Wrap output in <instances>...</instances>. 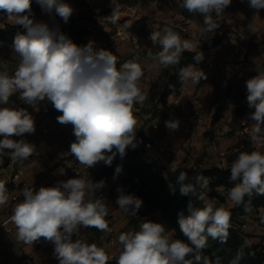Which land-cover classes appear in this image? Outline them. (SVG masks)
I'll return each instance as SVG.
<instances>
[{
  "label": "clouds",
  "instance_id": "1",
  "mask_svg": "<svg viewBox=\"0 0 264 264\" xmlns=\"http://www.w3.org/2000/svg\"><path fill=\"white\" fill-rule=\"evenodd\" d=\"M49 15L55 13L65 22L73 8L64 0H36ZM232 0H183L182 7L203 16L200 35L214 32L220 26V17ZM32 0H0V11L24 32H17L13 50L19 63L10 75L6 62H0V105H9L10 97L19 93L25 104L35 106L39 101L51 102L62 115L56 117L61 125H72L75 141L70 153L87 168L99 162L110 166L117 156L126 155L129 147L135 148L137 120L133 109L148 98L142 91L140 81L142 67L134 61L117 67V58L108 50L96 49L94 42L84 46L75 44L57 28L34 19ZM112 14L105 18L110 24L118 23L120 6L112 0ZM250 8L257 12L264 9V0H248ZM125 24V27H130ZM153 45H159L155 54L149 49L147 55L157 66L168 68L179 65L184 52H196L197 62L203 55L196 51V44L183 39L171 27L152 31L149 37ZM180 79L199 84L206 74L188 65L179 69ZM247 103L255 111L249 114L251 124L248 134L255 145H264V71L246 81ZM179 120L166 121L170 130L179 128ZM35 132V120L25 108L0 107V163L8 155L12 162H23L33 156L37 149L24 139ZM10 150L5 152V150ZM117 172L120 171L118 167ZM188 180L186 172H179L177 183L181 195H195L203 207L188 205L189 214L178 217L180 231L188 243L173 239L163 224L144 221L139 230L122 232V245L116 264H212L203 256L208 238L225 241L230 226V211L216 202L206 199L198 188H207L208 180L198 174ZM230 180L235 183L229 190L233 205L244 204L245 196H264V152L241 151L230 166ZM104 187V181L93 182L85 178H70L54 187L41 186L38 191L26 188L24 199L17 203L11 221L16 226V238L25 244H33L43 238L54 245V255L59 264H108L110 257L103 247L80 238V229L95 228L109 231L105 219L108 209L96 192ZM117 199L119 208L126 214L135 215L143 201L121 190ZM8 201L7 189L0 182V206ZM249 208L245 204V211ZM79 238L73 240V236ZM193 257L188 259V257ZM242 255L237 253L230 264H239ZM215 264H220L217 258Z\"/></svg>",
  "mask_w": 264,
  "mask_h": 264
},
{
  "label": "rangeland",
  "instance_id": "2",
  "mask_svg": "<svg viewBox=\"0 0 264 264\" xmlns=\"http://www.w3.org/2000/svg\"><path fill=\"white\" fill-rule=\"evenodd\" d=\"M73 1L79 3L80 6H84V11L79 12L77 19L82 18L93 21L92 24L84 23L85 27L94 29L97 34L101 32L100 30L105 23L94 19L96 15L94 9L97 6L101 7L111 15L113 11L112 0H64L68 4ZM166 1L167 3L164 0H131L132 5L128 6L118 0L120 19L116 24H106L112 29L115 26V28L124 30L127 33L128 27H125V24L131 25L134 19L146 18L142 26L143 33L137 35L136 38L134 37L136 44L133 45V53L128 52L124 59H121L117 64L119 68L124 62L134 61L142 67L144 75L140 85L148 98L143 104L134 105L137 114L147 115L146 119L151 120L154 116H163L164 111L172 110L175 104H178V88L164 101L160 100V95L173 66L168 68L159 67L147 55L149 49L154 54L160 50L159 45H153L150 41L151 32L161 30L165 26L171 27L183 39L193 41L196 44V51L203 55V59L198 62L197 68L202 70L207 78L201 79L197 87L190 91V97L192 100L197 101V110L202 119V125L200 126L202 132L197 135L196 142L199 143V138L203 140L205 145L204 143L198 145H201V147L206 146L210 150L207 157L212 158L210 164L204 168L231 166L232 161L241 151L251 152L257 150L264 152V145H255L251 142L248 134L251 124L254 123L249 119V114L254 112L255 109L250 108L247 103L246 81L252 78L253 75L242 70L238 72L231 70L227 61V57L232 55L236 59L249 61L256 65L261 64L264 58V24L260 25V21L258 22V14L249 7L246 1L239 0L238 4L228 6L224 10V14L219 18L220 26L214 32L202 36L199 32L200 28L204 26L202 15L187 11L181 6L182 2ZM31 7L36 21L44 22L50 28L59 26L57 19H62L60 16L55 13L49 15L42 8ZM71 17H75L74 14L69 19ZM7 21L9 20L7 19ZM58 29L60 32L62 31L61 28L58 27ZM126 40L130 41L129 39ZM214 40L215 42H223L222 51L214 54L216 56V72L207 69L204 64L206 51L213 45L204 50L202 49L207 42ZM261 71H264V68ZM223 96L225 100L221 105L220 99ZM207 195L209 196V194ZM210 197H216L220 202L225 201V195L220 192H214ZM230 207H232L231 212L234 218L242 220L233 212L235 205ZM250 214L248 220L253 219L258 224L264 218L262 209L255 211L254 208H251ZM259 214H262V216L256 217ZM248 220L246 223L250 224L251 222H248Z\"/></svg>",
  "mask_w": 264,
  "mask_h": 264
},
{
  "label": "crops",
  "instance_id": "3",
  "mask_svg": "<svg viewBox=\"0 0 264 264\" xmlns=\"http://www.w3.org/2000/svg\"><path fill=\"white\" fill-rule=\"evenodd\" d=\"M79 12L77 11L72 14L77 18ZM258 16L260 25L264 24L262 17L260 15ZM94 19L98 20L96 15ZM5 22L12 24L7 19ZM92 22L82 18L78 19V23L89 31V34L81 36L80 41H83L84 44L79 46H84L89 41H92L96 49H103V40L99 33L106 32L110 38L111 32L116 31L117 28L114 26V29H112L106 26V24H103L104 26L101 28V32L97 34L94 32V29L85 27L84 23L92 24ZM127 34L129 33L127 32ZM114 44L120 60L124 59L128 52L134 51L133 44L130 41L115 40ZM0 62H6V68L10 75L14 74L19 63V56L14 52L13 47L2 41H0ZM243 74L246 75L245 73ZM197 85L193 84L191 80L182 81L178 88V104H175L174 109L164 111L163 116L157 115L152 117L151 120H147V115L141 116V114H137L135 108L133 109L134 116L137 120V127L142 128L144 133L149 134L151 140L156 145V150L153 153V161L163 172L166 169H175L177 167L204 168L212 161L211 157H207L210 150L206 146L201 147V145H198L199 143H204L205 145V142L200 140V138L199 143L196 142L197 135L202 132L200 131L202 119L197 110V101L191 99L190 91H193ZM46 101H38L35 106H31L21 101L19 99V93H17L10 97L9 105H1L2 107L25 108L35 120V132L33 134H25L22 137L29 141V143L34 144L37 151L22 163L17 162L16 166L23 169V175L20 181L12 183L6 177H0V182H3L7 189L21 195V197H23V191L26 188H32L34 191H38L41 186H56L57 184L54 181L53 174L56 173L60 176H65L71 163L76 160L70 153V145L75 141L72 125H61L46 116L43 112V105ZM173 120H179L180 122L179 128L175 131L166 127V121ZM153 124H157L158 127L155 129L152 128ZM104 165L103 162H99L80 177L95 182L100 169ZM126 177L125 173L119 177H110L102 196L108 209V215L105 219L108 222L109 231H100L99 235L95 239H92L87 228L80 230L81 239L86 240L88 243H95L98 247H103L108 256L109 254L115 256V259L112 261L109 260L108 264H116L120 251L122 250V245L118 240L122 232L137 231L139 230V225L144 221L161 223L159 210L149 212L142 205L136 211L135 215H129L119 208L117 199L120 191L118 189L125 194L136 196V188L126 180ZM211 190V188H207L205 192L208 193ZM214 191L225 195L224 206H233L228 193L224 192L221 188H216ZM228 200L229 202H227ZM9 204V201H7L3 206H0V264H59V261L54 255V245L52 243L45 241L43 238L39 240V243L34 242L33 244H25L17 240V230L16 227H13L14 223L10 219L12 214L8 212ZM16 204L13 205L14 208ZM260 209L256 208L254 210L257 211ZM250 212L251 209L244 214L238 215V217L245 220L246 223ZM258 216L260 217L262 214L256 215V217ZM249 221L251 223H246L243 234L253 244L264 246V225L254 222L253 219H249ZM8 227L13 228L11 231H7ZM166 232L175 239L172 230L166 229ZM77 238L79 237L73 236V240Z\"/></svg>",
  "mask_w": 264,
  "mask_h": 264
},
{
  "label": "trees",
  "instance_id": "4",
  "mask_svg": "<svg viewBox=\"0 0 264 264\" xmlns=\"http://www.w3.org/2000/svg\"><path fill=\"white\" fill-rule=\"evenodd\" d=\"M120 3H124L131 6V0H119ZM166 3L167 1L164 0ZM183 2V0H180ZM179 2V3H180ZM36 7L35 5H31ZM79 19V18H78ZM78 19L71 17L65 22L63 19H57L58 27L62 29V33L68 36L75 44L79 45L81 36L89 34L83 25L78 23ZM145 17L136 19L130 27L127 28V32L130 37H137V35L143 33V24ZM89 20V19H87ZM19 25L5 23V27L0 29V41L13 45L14 37L17 32H24ZM103 40V49L110 51L116 58L117 64L120 61V57L115 49L114 40L109 38L106 32L99 33ZM220 41H209L203 46V50L208 48L210 45L215 46ZM84 44V43H83ZM195 52H184L179 65H173L172 72L168 77V80L160 95V100L164 101L174 90L180 87L182 80L179 76V69L188 65L197 66L198 62L195 60ZM225 97L220 99V104L223 105ZM0 107H2L0 105ZM43 112L46 116L57 122L56 117L62 115V113L56 111L52 106L51 102L46 101L43 105ZM135 148H129L126 150V155L120 157L118 155L110 166L104 165L97 177L95 182L104 181V187L96 192V196L102 199L103 193L110 177H119L122 174H126V180L136 188V197L140 198L143 203L142 205L147 211L159 210L161 214L160 221L166 229L172 230L175 239L184 240L188 243L187 238L184 237L180 231L178 224V217L181 213L185 216L189 214L188 205L192 204L193 207H203V202L200 201L197 196L181 195L179 191V184L177 183V177L179 172H186L188 180L185 183L194 182L193 177L200 174L207 178L208 187L212 190L207 194L212 196L216 188H221L224 192L229 194V190L238 181L233 182L230 180V166L225 168L212 166L209 168L201 167H177L175 169H166L164 172L152 162H143L140 160V155L143 151V142L145 140L144 132L142 128L136 129L135 133ZM120 171L117 172V168ZM7 189V188H6ZM9 189H7L8 191ZM198 193H205V189L198 188ZM245 204L249 209L261 208L264 210V196L253 194L251 197L245 196L244 204L233 208V212L237 215L244 214ZM260 224L264 225V218L260 220ZM87 231L92 239H95L100 231L95 228H87ZM240 252L242 258L239 264H264V246L253 244L248 241L244 234H240L230 228H228V235L225 241L213 240L211 237L208 238L207 247L203 250V256L215 264L217 258H219L220 264H230L237 253ZM193 257L189 256L188 259ZM203 264V261H201Z\"/></svg>",
  "mask_w": 264,
  "mask_h": 264
},
{
  "label": "built area",
  "instance_id": "5",
  "mask_svg": "<svg viewBox=\"0 0 264 264\" xmlns=\"http://www.w3.org/2000/svg\"><path fill=\"white\" fill-rule=\"evenodd\" d=\"M170 2L173 3H179L180 0H169ZM239 0H232V3L230 4V6H234L236 4H238ZM246 1V3L248 4V0H244ZM32 4L38 7H41L36 0H32ZM70 6L73 8V13L77 12V11H84V6H80L79 3L77 2H71ZM252 9V8H251ZM255 13H257L258 15H260L262 17V19L264 20V9L259 10V12H257L255 9H252ZM96 17L98 18V20L100 22H103L105 24H110L107 20H105L106 17L110 16L109 13L105 12L101 7H96L94 9ZM7 19V15L6 13H4L3 11H0V29H3L5 27V20ZM110 39L112 40H126L129 39L131 44H136V39L134 37H130L126 31L124 30H119L116 29V31L113 32V34H111ZM79 45H83L82 42L79 43ZM223 49V42H219L217 43L215 46H211L207 49L206 51V57H205V67L209 70L215 71L216 67H215V61H214V54L218 51H222ZM130 53H133V51H131ZM227 61H228V66L231 70L233 71H244L247 72L250 75H257L258 71H261L264 68V58L261 61L260 65H256L253 64L249 61H244V60H240V59H236L234 58L232 55H230L229 57H227ZM157 124H153L152 128H157ZM144 137L145 140L143 142V151L140 155V160L143 162H152L155 163L154 157H153V153L156 150V145L153 142V140H151L149 134L144 133ZM0 139H3L2 136H0ZM12 139L14 140H20V139H24L22 136L18 137V136H13ZM26 140V139H24ZM27 141V140H26ZM29 142V141H27ZM10 150H5V152H8ZM3 163H0V177H6L7 180L9 182L15 183L20 181L22 175H23V169L21 167H17L16 164L17 162H12L10 156L8 155H4L2 157ZM90 170V168H87L83 165H81L77 160L73 161L71 163V165L69 166L68 172L65 176H60L58 174H53V178L55 183L57 184L58 182H62V181H67L70 178H77L80 177L83 173H86ZM7 195H8V201H9V207H8V212L10 214H13V210H14V204L15 203H19L21 202L24 197H21V195L13 192L12 190H8L7 191ZM204 196L206 199H211L214 200L217 204V206H223L226 210L230 211L231 213V217H230V226L229 228L240 233L243 234L246 223L245 220H239V219H235L234 216L232 215L231 212V208L232 207H228V206H224L223 202H220L216 197H210L207 195V192L204 193ZM13 227L15 228L16 226L13 224ZM13 227H8L7 231H11ZM83 227L80 229L82 230ZM36 243H39V241H37ZM4 256V255H2ZM110 257V261L115 259V256L113 254H109Z\"/></svg>",
  "mask_w": 264,
  "mask_h": 264
}]
</instances>
